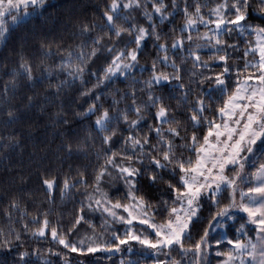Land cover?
<instances>
[{
    "label": "snow or ice",
    "instance_id": "6c2138e0",
    "mask_svg": "<svg viewBox=\"0 0 264 264\" xmlns=\"http://www.w3.org/2000/svg\"><path fill=\"white\" fill-rule=\"evenodd\" d=\"M48 7V0H0V42ZM137 11L147 25L136 19ZM177 11L183 14L178 26L173 20ZM165 22L173 25L171 35L159 28ZM253 36L254 41L246 39ZM72 37L74 48L56 41L66 55L46 65L42 78L54 89L52 97L67 88L87 97V107L76 115L91 120L90 131L75 150L94 151L97 162L91 171L85 166L62 178L49 171L40 174L49 204H55L57 190L63 200L82 189L67 227L51 223L48 207H38L27 220L32 215L27 203L10 196L3 215L11 227L7 232L0 228V249L5 256L15 253L11 264H31L29 255L53 264L39 249L30 253L24 247L28 233L37 240L50 236L58 247H49L48 256L62 264H87L89 254L121 252L122 246L132 252V242L166 257L153 264H211L213 245L223 257L218 264H264V0H107L95 18L76 24ZM149 38L155 49L150 68L140 63ZM43 54L53 55L50 43ZM202 54L208 58L202 60ZM101 57L104 64L93 69ZM137 70L142 79L136 78ZM18 76L37 82L23 55L9 73L10 84L0 89L5 100L15 93ZM118 78L131 80L128 90L116 89L110 101L102 100ZM101 86L104 90L95 91ZM62 110L61 105L53 113L54 123L68 124ZM6 115L9 123L17 119L11 105ZM17 146L15 137H8L0 152ZM62 148L71 157L73 141ZM95 212L102 216L104 231L119 222L123 232L114 230L106 240L96 235L86 219ZM237 219L234 237L212 235ZM81 221L93 227V235L78 237ZM224 242L229 247L220 251ZM0 264L9 261L0 258Z\"/></svg>",
    "mask_w": 264,
    "mask_h": 264
},
{
    "label": "trees",
    "instance_id": "16d2710c",
    "mask_svg": "<svg viewBox=\"0 0 264 264\" xmlns=\"http://www.w3.org/2000/svg\"><path fill=\"white\" fill-rule=\"evenodd\" d=\"M178 2L182 4V0H178ZM48 3L49 7L45 10L43 16L31 19L28 24L11 31L8 34L7 41L0 42V89L3 88L5 83L10 84L9 73L17 70L21 55L31 62L33 75L37 78V82L33 85L23 76H18L15 93L10 92L7 100L0 92V143L5 142L8 137H15V140L18 141V146L14 150L0 152V228H3L5 232L11 227V222L4 217L3 210L12 195L20 197L22 201L27 203L32 214L26 218L27 220H31L32 216L36 215L38 207L41 210L43 207H48L52 210L48 217L51 223L67 227L73 220L76 208L79 207L77 201L82 198L80 195L82 189L79 191L74 189L73 194L63 200H61L57 190L55 204H49L41 185L40 174L49 171L62 178L64 173L74 174L78 168L85 166H89V171H91L90 165L97 162L94 151L88 150L86 154L84 151L77 152L75 150V143L86 140L90 131L91 120L76 115L77 112L82 110L81 106L87 107L85 102L87 97L79 96L72 88L65 89L58 98L50 96L49 93L54 89L48 87V79L42 78V70L46 65L58 63L59 58L66 55V51H61L57 47L56 41L62 39L65 49L70 44L74 48L75 41L72 33L75 31L76 24L85 18H95L96 14L103 9L107 0H48ZM134 15L140 23L147 25L146 19L139 11ZM253 16L257 17L258 13L254 12ZM173 20L176 26L182 24V12L177 11ZM253 23H260V20L254 19ZM172 26L166 22L159 24V28L168 32L169 35H171L170 29ZM201 28L203 30V26ZM125 39H128V37L125 36ZM246 39L254 41V37H246ZM49 43L53 55L45 56L43 53L48 50ZM242 50L243 48H241ZM154 54L153 41L149 38L145 41L141 51V65L150 68ZM207 58L206 54H202V60ZM209 63H212V61H209ZM103 64L104 59L101 57L91 67L99 69ZM147 75V72L143 74L144 77ZM136 78H143L139 70L136 71ZM51 79L53 83L56 82V73H53ZM120 79L122 78H118L109 86L110 90H104L101 86L100 89L95 91L104 90L105 95L102 100L110 101L116 89H120L121 92L127 91V86L131 84V80L121 83ZM94 80L95 77H93V82ZM204 86L207 87V85ZM136 87L139 89L140 85H136ZM191 87L195 89V85H191ZM195 94L197 93H192V95ZM28 96L33 97L31 103L27 100ZM137 96L142 97L143 94L138 91ZM166 102L175 104V100H166ZM8 105L16 110L17 119L11 123L8 122L6 115ZM61 105L63 109L61 115L68 120V124L53 122V113ZM94 135L95 133H93ZM69 139L73 141L74 147L71 157L62 148V145ZM87 142L92 143L90 139ZM96 145H99L98 140ZM116 187H123V185H116ZM106 188H108L107 185ZM108 190L113 191L112 188H108ZM204 215H208L207 210H205ZM13 218L16 219L15 214ZM86 219L92 221L96 235L102 236L105 240L110 238L112 231L119 230L122 233L124 230V225L117 222L111 224L108 231H104L102 216L99 212L88 213ZM239 223L240 220L235 224L232 222L226 230V235L234 237L235 229L239 226ZM15 226L18 229L21 227L18 220ZM77 227L79 228L78 237L85 234L93 235V227L85 221H81ZM220 233L223 232L218 229L213 236L219 238ZM252 235L254 236V232ZM132 243L134 244L132 252H128L127 248L124 249V246H122L123 250L121 252L109 254L99 251L95 254H89L87 264H121V260L125 264H128L129 261L133 264H153V261L157 258L166 259L164 255H158L156 258L152 256L151 249H145L143 246L135 244V242ZM24 247L30 253L33 248H37L40 254L49 258L53 264H62L57 256H48L46 250L49 247H58L51 241L50 236L37 240L31 238V234L28 233L25 236ZM227 247L229 246L224 242L219 246V250H226ZM216 248L217 246L213 245V250L209 256L211 264H218V261L223 259L222 256L216 255ZM172 255L175 256L176 253L174 252ZM0 258H7L9 264H11V261L15 259V253L5 256V250L0 249ZM28 259L31 264H43V260L38 256L29 255Z\"/></svg>",
    "mask_w": 264,
    "mask_h": 264
},
{
    "label": "rangeland",
    "instance_id": "374dc122",
    "mask_svg": "<svg viewBox=\"0 0 264 264\" xmlns=\"http://www.w3.org/2000/svg\"><path fill=\"white\" fill-rule=\"evenodd\" d=\"M253 37H254V36H253ZM254 40H255V37H254ZM205 51H206V50H205ZM238 220H239V219H237V221H238ZM237 221H236V222H237ZM228 223H229V225H231L232 222L229 221ZM250 227H253V226L249 225V228H250ZM217 230H218V229H217ZM217 230H216V231H217ZM220 230L226 235V230H227V229L220 228ZM216 231H215V232H216ZM215 232H214V233H215ZM214 233H212V235H213ZM252 233H253V232L250 231V232H249V235H252ZM123 248L126 249L127 246H124ZM152 252H153V251H152ZM75 255H76V254H74L73 256H75ZM152 256H155V257L157 258V255H155V253H153Z\"/></svg>",
    "mask_w": 264,
    "mask_h": 264
}]
</instances>
